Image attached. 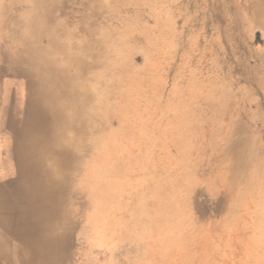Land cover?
<instances>
[{"label": "rangeland", "instance_id": "obj_1", "mask_svg": "<svg viewBox=\"0 0 264 264\" xmlns=\"http://www.w3.org/2000/svg\"><path fill=\"white\" fill-rule=\"evenodd\" d=\"M255 1L0 0V65L20 79L42 23L100 83L65 264H264Z\"/></svg>", "mask_w": 264, "mask_h": 264}, {"label": "bare ground", "instance_id": "obj_2", "mask_svg": "<svg viewBox=\"0 0 264 264\" xmlns=\"http://www.w3.org/2000/svg\"><path fill=\"white\" fill-rule=\"evenodd\" d=\"M254 3L264 28V0ZM39 26L45 46L31 44L20 61L28 91L6 92L0 106V264L67 262L74 212L63 172L98 139L89 127L102 103L100 83L79 55L61 52L62 42Z\"/></svg>", "mask_w": 264, "mask_h": 264}, {"label": "crops", "instance_id": "obj_3", "mask_svg": "<svg viewBox=\"0 0 264 264\" xmlns=\"http://www.w3.org/2000/svg\"><path fill=\"white\" fill-rule=\"evenodd\" d=\"M10 61V60H9ZM10 61L9 65H0V97L6 94V92L11 91L13 94L22 95L23 87L21 84V80L17 76L14 63ZM13 65V67H12ZM0 145L4 143V139L0 135Z\"/></svg>", "mask_w": 264, "mask_h": 264}]
</instances>
